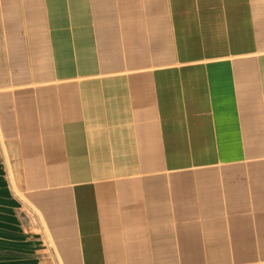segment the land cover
I'll return each instance as SVG.
<instances>
[{
	"label": "crops",
	"instance_id": "crops-1",
	"mask_svg": "<svg viewBox=\"0 0 264 264\" xmlns=\"http://www.w3.org/2000/svg\"><path fill=\"white\" fill-rule=\"evenodd\" d=\"M11 189L55 264H264V0H0V264H52Z\"/></svg>",
	"mask_w": 264,
	"mask_h": 264
},
{
	"label": "rangeland",
	"instance_id": "rangeland-1",
	"mask_svg": "<svg viewBox=\"0 0 264 264\" xmlns=\"http://www.w3.org/2000/svg\"><path fill=\"white\" fill-rule=\"evenodd\" d=\"M11 193L15 200L12 214L16 224L15 228L13 227V229L11 227V229L15 231V233H19L22 237V241L26 240L28 243L32 242L33 244H37L38 248L42 249L43 255H47L52 264H55V260L49 256L51 254L50 243L48 242L46 233L37 214L30 205L24 201L16 189H11ZM11 247L15 248L16 246L11 242ZM23 248H28V246Z\"/></svg>",
	"mask_w": 264,
	"mask_h": 264
}]
</instances>
